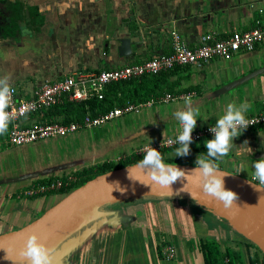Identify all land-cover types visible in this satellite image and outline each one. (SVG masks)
<instances>
[{"label": "crops", "instance_id": "obj_1", "mask_svg": "<svg viewBox=\"0 0 264 264\" xmlns=\"http://www.w3.org/2000/svg\"><path fill=\"white\" fill-rule=\"evenodd\" d=\"M19 1L23 8L18 27L22 31L14 42L0 46V76H10L18 99L29 98L34 88L46 79L60 80L78 71L115 69L171 53L172 30H177L185 43L195 47L207 33L227 37L264 22V0ZM30 13L35 16L32 21ZM119 37L136 42L130 56L119 54ZM262 67L264 43L257 44L253 50H243L231 59L213 58L202 67H181L170 80L181 92L175 95H191L206 119L198 118L197 126H203L216 123L229 102L250 103L252 107L247 115L263 111L264 72L233 89L221 91L229 83ZM144 107L156 108L146 120L122 130L109 141L81 146L73 152L45 154L37 163L0 171V179L16 178L12 183L0 185V234L24 226L59 200L54 196L61 194L58 191L26 196L25 190L33 184L58 177H72L73 183L77 172L84 168L109 161L118 163L119 157L124 160L136 148L180 130L174 112L184 107V98L156 101ZM133 113L140 114L141 110ZM34 121L49 123L37 113L28 116L23 124ZM45 141L31 145L42 148ZM234 143L232 153L243 161L234 169L228 164L231 159L225 157L220 168L251 179L253 162L264 157V126L244 130ZM26 146L10 144L8 132L0 135V159L13 151L21 152ZM118 148L122 151L114 152ZM190 148L193 151L188 154L190 157L205 155L207 151L206 147L195 144ZM170 154L175 156V149L166 153ZM177 158L181 160L180 156ZM242 167L246 170L239 173ZM135 202L115 204L111 208L118 211L115 217L96 221L75 234L53 254L52 264H206L202 244L209 239L220 244L224 258L229 250L236 264L263 261L264 254L255 244L193 200L150 197ZM132 228L136 237L138 232L149 236L140 253L147 251V259H138L132 249L128 252L123 247H114L116 234ZM163 234L168 238L164 239ZM167 245L175 249L172 259L164 256ZM161 248L162 258L158 251Z\"/></svg>", "mask_w": 264, "mask_h": 264}, {"label": "water", "instance_id": "obj_2", "mask_svg": "<svg viewBox=\"0 0 264 264\" xmlns=\"http://www.w3.org/2000/svg\"><path fill=\"white\" fill-rule=\"evenodd\" d=\"M15 31L18 35L22 30L19 27ZM15 38L16 36H12L3 41L11 43ZM117 42L121 56L132 54L135 41L128 37H119ZM263 72L264 67L257 69L229 83L221 91L233 89ZM137 164L114 168L95 176L64 194L55 204L24 226L0 234V264H29L28 261L21 260L18 254L28 236L33 232L37 233L41 241L48 247L54 248L56 252L71 237L90 224L101 219L115 217L118 211L111 209L115 204L150 197H182L193 200L227 221L231 227L244 235L264 254V190L254 188L249 183L250 178L220 168L228 172L224 176L225 187L235 191L238 195L233 207L226 209L222 202L203 193L198 173H192L196 164L166 163L176 164L184 169L186 174L192 173L188 181L186 177H182L171 185L172 194L170 196L167 189L160 188L158 185L144 184L139 180L130 179L131 170L133 176L149 183L147 177L141 174ZM39 175L41 173L31 178ZM15 179H0V185L12 183ZM184 186L187 190L181 191ZM6 249L10 260L4 258Z\"/></svg>", "mask_w": 264, "mask_h": 264}, {"label": "built area", "instance_id": "obj_3", "mask_svg": "<svg viewBox=\"0 0 264 264\" xmlns=\"http://www.w3.org/2000/svg\"><path fill=\"white\" fill-rule=\"evenodd\" d=\"M172 51L171 53L160 54L141 63L125 65L123 67L101 70L98 72L78 71L66 76L60 80L46 79L37 85L32 94L27 99L17 98V88H14L13 106L17 110V117L8 128V142L15 146L31 144L33 142L53 137H65L71 133L82 129H92L94 127L106 124L107 122L121 117L129 112H138L144 106H151L156 101H169L176 98H184L185 95L166 94L157 99H150L140 104H129L125 107H116L106 113L92 116L87 114L83 121H72L70 123L51 122L44 123L34 121L31 124L24 125L23 121L32 114H37L44 109L62 104L64 101L83 102L95 97H102L107 85L112 82L128 80L145 74H158L162 71L171 70L177 66L202 67L213 58L231 59L235 54L243 50H253L257 44L264 43V22L249 31L235 32L227 37H218L215 33L202 35L200 44L190 47L184 42L181 34L177 30L171 31ZM24 109H28L22 114ZM11 111V109H9ZM250 125L245 129H251L264 126V110L257 114L247 115ZM215 124V123H214ZM214 124L196 126L192 136L194 145L201 140L213 138L209 131ZM178 133V132H177ZM176 133V134H177ZM155 140L144 144L134 150L133 155L143 156L147 147H154L159 151L178 147L173 144L168 145L170 138L175 135ZM122 157L117 159V162ZM73 178H54L46 183H36L25 190V195L35 197L47 192L60 191L69 187ZM166 259H172L175 255L173 246L167 245L164 249ZM230 257L224 258L225 264H230ZM249 264H264L261 261H254Z\"/></svg>", "mask_w": 264, "mask_h": 264}, {"label": "clouds", "instance_id": "obj_4", "mask_svg": "<svg viewBox=\"0 0 264 264\" xmlns=\"http://www.w3.org/2000/svg\"><path fill=\"white\" fill-rule=\"evenodd\" d=\"M10 79L7 74L0 76V135L8 132L9 125L17 117V110L13 106L15 90ZM251 107L247 101L239 104L234 102L227 104L224 114L218 117L216 123L209 129L213 138L205 141L206 154L197 156L196 168L192 171V173H198L203 193L222 202L226 209L233 207L238 195L235 191L225 187L224 176L228 172L222 171L218 162H222L232 151L236 146L234 140L250 125L247 113ZM27 110L24 109L22 114L26 113ZM174 116L181 127L175 138L168 140V145H178L175 149V157H185L191 151L192 133L197 126V119L201 117L205 121L206 119L202 116L200 108L194 104L191 95L184 97V107L175 111ZM244 143L248 142L245 141ZM137 167L141 174L147 177L149 183L133 176L131 170L129 172L130 179L139 180L144 184L158 185L160 188L167 189L169 196L172 194L171 185L174 182L182 177H186L188 181V177L192 174H186L185 170L176 164L164 163L162 153L152 146L146 148ZM252 168L253 174L249 183L257 190H264V157L255 160ZM243 170L246 169L242 167L239 173ZM184 190H187L185 186L181 191ZM54 252V248L48 247L41 241L39 235L33 232L28 236L18 255L21 260L28 261L29 264H52ZM4 258L6 260L11 259L7 249Z\"/></svg>", "mask_w": 264, "mask_h": 264}, {"label": "trees", "instance_id": "obj_5", "mask_svg": "<svg viewBox=\"0 0 264 264\" xmlns=\"http://www.w3.org/2000/svg\"><path fill=\"white\" fill-rule=\"evenodd\" d=\"M17 7H20V9L18 8V14L19 17H21L23 6L19 3ZM13 27L19 28L18 26ZM181 67L182 66H177L171 70L162 71L158 74H145L128 80L112 82L107 85L102 97H95L83 102L64 101L62 104L40 111L39 118L49 123L60 122L67 124L72 121H83L87 114L97 116L116 107H125L129 104L144 103L150 99H157L168 93L174 95L180 94L181 92L176 89L175 83L170 79L175 73H177L176 70ZM173 149H176V147L160 151L163 155L164 163H187L186 161H174L172 159L166 158V153ZM192 153L193 151L191 150L189 155ZM189 155H187L184 159L190 158ZM142 158L143 156L132 155L118 163L109 161L84 168L83 170L77 172L76 181H74L69 187H65L58 192L61 194H66L73 188L82 185L86 181L101 173L125 165L138 163ZM46 182L47 181L45 180L42 181V183ZM202 249L205 254L206 264H225L224 254L222 253L220 244L217 241L210 239L204 241L202 244ZM226 253L231 259L230 264H236V262L233 260L231 252L228 250ZM262 262L264 263V258Z\"/></svg>", "mask_w": 264, "mask_h": 264}, {"label": "rangeland", "instance_id": "obj_6", "mask_svg": "<svg viewBox=\"0 0 264 264\" xmlns=\"http://www.w3.org/2000/svg\"><path fill=\"white\" fill-rule=\"evenodd\" d=\"M156 107H142L141 113L136 114L133 112L126 113L123 116L113 119L106 124L97 126L92 129H82L81 131L77 132L75 135H67L66 137H53L46 139L45 143L43 144L42 148H35L34 143L27 144V149L22 150L21 152H12V154H9V156H6L2 159H0V171H2L5 168H20L25 167L30 164H34L40 161L41 157H44L45 154H49L50 156L54 155V153L62 154L65 152H73L77 148H84L86 145H90L91 143H97L104 140H111L114 135L118 134L122 130H125L127 128H130L132 126L138 125L141 121L146 120L148 116L152 113V111L155 110ZM33 117H35L33 115ZM252 129V128H251ZM205 140H201L200 142L196 143L195 145H200L205 147ZM101 142V143H102ZM122 147V146H121ZM121 150V148L115 149L114 152H118ZM122 151V150H121ZM120 151V152H121ZM131 152V151H129ZM57 155V154H56ZM168 159H172L174 161H179V158L174 155H166L165 156ZM9 158V159H8ZM197 157H190L187 159H184L181 157V161H186L188 163L195 164V160ZM227 159H231L232 162L228 161V164H230L232 167H235L240 164L243 159L239 156L233 155L232 151L226 156ZM8 159V160H7ZM220 164V162H218ZM227 164V163H226ZM225 164V166H226ZM222 165V164H220ZM248 175V174H247ZM251 177V176H250ZM56 200L62 198L63 194H55L54 195ZM50 198V196H49ZM48 198V199H49ZM154 198V197H153ZM145 199H134L133 201L143 202ZM128 204H130V201H126ZM41 214V212H40ZM135 217V214L133 215ZM124 230V228L122 229ZM116 234V238L114 239V247L117 248L119 246L120 248L123 247L124 250H127L128 252L132 249L133 253L137 255V258L147 259L146 252H143L140 254L144 248L143 244L148 241V235L143 234L141 232H138L139 237H136L135 234L132 232L133 228L130 230H126V232L122 231ZM147 235V236H146ZM164 239H167L168 236L163 234ZM159 255L162 258V249H159ZM244 258V255L242 252H240ZM136 257V256H135ZM263 259V258H261ZM233 260L236 262V259L233 257ZM243 264H246V261H244Z\"/></svg>", "mask_w": 264, "mask_h": 264}, {"label": "flooded vegetation", "instance_id": "obj_7", "mask_svg": "<svg viewBox=\"0 0 264 264\" xmlns=\"http://www.w3.org/2000/svg\"><path fill=\"white\" fill-rule=\"evenodd\" d=\"M19 3V0H0V46L6 43L8 44V42L3 41V39L17 36L15 31L17 28L13 26H21L22 16L19 17L18 10L20 7H17ZM29 15L31 16L30 21H32V18L35 16L33 17L31 13Z\"/></svg>", "mask_w": 264, "mask_h": 264}]
</instances>
